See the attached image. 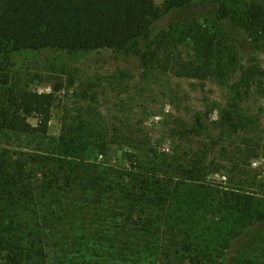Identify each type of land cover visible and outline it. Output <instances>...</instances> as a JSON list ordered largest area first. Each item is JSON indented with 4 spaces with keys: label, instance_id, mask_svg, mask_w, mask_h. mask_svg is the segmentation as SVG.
I'll list each match as a JSON object with an SVG mask.
<instances>
[{
    "label": "trees",
    "instance_id": "16d2710c",
    "mask_svg": "<svg viewBox=\"0 0 264 264\" xmlns=\"http://www.w3.org/2000/svg\"><path fill=\"white\" fill-rule=\"evenodd\" d=\"M204 1L169 0V9ZM213 15L153 41L154 0H0V58L111 50L196 80L243 70L240 85L264 94V71L242 66L237 35L264 48V2L224 3ZM184 43L188 60L172 52ZM1 72L0 264H264L252 257L264 244V198L210 183L202 159L159 167L130 153L129 168L101 170L88 157L106 154L96 125L66 123L50 138L54 93L20 90ZM243 124L231 120L229 130ZM23 138L42 140L44 152L5 148Z\"/></svg>",
    "mask_w": 264,
    "mask_h": 264
},
{
    "label": "rangeland",
    "instance_id": "374dc122",
    "mask_svg": "<svg viewBox=\"0 0 264 264\" xmlns=\"http://www.w3.org/2000/svg\"><path fill=\"white\" fill-rule=\"evenodd\" d=\"M251 1L264 2L205 0L170 10L169 0H154L160 18L152 40L171 31L178 36L194 22L212 21L213 12L224 3L237 7ZM237 35L242 66L251 64L264 71V48H253L247 35ZM172 52L187 60L192 55L187 43ZM0 66L1 75L10 74L12 85L20 90L54 93L50 138H59L66 123L96 125L107 150L88 157L101 170L129 168L130 153L138 162L152 160L159 167L202 159L210 183L264 198V94L252 83L250 89L240 85L243 70L228 80L219 74L196 80L183 76L178 66L173 70L142 68L138 58L111 50L71 53L56 49L15 53L8 60L0 58ZM231 120L244 124L230 131ZM29 122L38 127V116ZM5 148L15 153L44 152L40 139L5 142ZM252 257L264 263V244Z\"/></svg>",
    "mask_w": 264,
    "mask_h": 264
}]
</instances>
